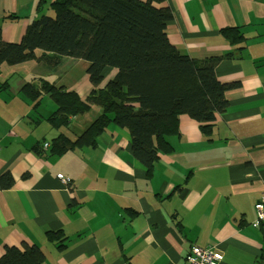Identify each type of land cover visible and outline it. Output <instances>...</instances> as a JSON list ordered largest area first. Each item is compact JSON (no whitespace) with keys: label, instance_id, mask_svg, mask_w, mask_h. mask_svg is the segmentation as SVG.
<instances>
[{"label":"crops","instance_id":"0c3cea01","mask_svg":"<svg viewBox=\"0 0 264 264\" xmlns=\"http://www.w3.org/2000/svg\"><path fill=\"white\" fill-rule=\"evenodd\" d=\"M44 1L39 11V4ZM55 0H0V27L6 43H20L29 24L49 15ZM145 2L146 0H140ZM173 20L170 42L182 55L202 60L234 53L215 76L227 92L228 108L217 114L204 136L199 123L184 115L174 152L159 155L150 178L133 156L127 129L111 124L95 149L62 156H37L35 145L59 135L75 139L100 115L91 111L68 129H52L47 118L55 104L43 96L37 111L22 88L41 77L75 92L85 101L93 89L83 60L50 54L0 67V258L5 248L38 246L42 264H186L193 247L222 255L220 264H263L264 224L255 205L264 194V0H166ZM7 15L19 18L3 21ZM239 29L242 52L221 31ZM37 51V57H41ZM114 74L106 68L103 79ZM70 179L65 186L59 176ZM61 233L65 241L48 240Z\"/></svg>","mask_w":264,"mask_h":264},{"label":"trees","instance_id":"16d2710c","mask_svg":"<svg viewBox=\"0 0 264 264\" xmlns=\"http://www.w3.org/2000/svg\"><path fill=\"white\" fill-rule=\"evenodd\" d=\"M166 0H55L51 15L33 20L20 43H6L0 27V67L27 61H41L45 55L83 60L89 63L87 74L93 89L82 101L75 92L55 87L41 77L23 86L22 95L38 110L43 96L55 104L47 118L52 129H68L73 119L100 108V115L74 140L59 135L48 143L47 152L62 156L82 148L95 149L103 132L111 124L127 129L134 158L142 164L148 178L159 155L174 152L170 138L180 136L179 123L184 115L199 123L204 136L212 132L217 114L228 108L226 94L239 83H220L215 68L234 53L202 60L182 55L167 37V23L173 20L168 7H158ZM44 1L39 4V11ZM19 17L7 15L3 21ZM237 52L246 41L239 29L221 31ZM45 53L36 56V51ZM114 74L106 81L103 72ZM9 86L0 85V93ZM47 143L35 145L37 156L45 153ZM10 174L0 177L3 189L11 187ZM49 241L60 245L61 233H47ZM62 246H59V249ZM43 251L38 246L5 248L0 264H42ZM264 264V250L262 255Z\"/></svg>","mask_w":264,"mask_h":264},{"label":"built area","instance_id":"2783aa9c","mask_svg":"<svg viewBox=\"0 0 264 264\" xmlns=\"http://www.w3.org/2000/svg\"><path fill=\"white\" fill-rule=\"evenodd\" d=\"M59 179L65 186H70V179L62 175ZM257 214L256 224H264V194L261 196L259 202L255 205ZM222 255L214 252L210 248L193 247L189 254L186 264H220Z\"/></svg>","mask_w":264,"mask_h":264},{"label":"rangeland","instance_id":"374dc122","mask_svg":"<svg viewBox=\"0 0 264 264\" xmlns=\"http://www.w3.org/2000/svg\"><path fill=\"white\" fill-rule=\"evenodd\" d=\"M52 13H51V11H50V13H49V15H51ZM16 44V43H15ZM37 51H40V50H37ZM37 51H36V56H37ZM42 52V51H41ZM42 55H45V53L44 52H42L41 53ZM49 145H48V143L46 144V146L44 147V148H47Z\"/></svg>","mask_w":264,"mask_h":264}]
</instances>
